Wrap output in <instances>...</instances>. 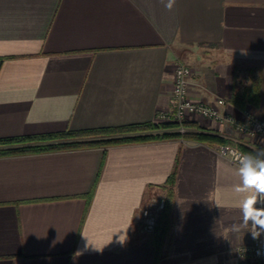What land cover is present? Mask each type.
<instances>
[{"label": "crops", "instance_id": "0c3cea01", "mask_svg": "<svg viewBox=\"0 0 264 264\" xmlns=\"http://www.w3.org/2000/svg\"><path fill=\"white\" fill-rule=\"evenodd\" d=\"M178 61L194 71L193 99L264 121V0H0V140L154 124ZM253 85L256 104L241 98ZM187 126L264 149L235 142L231 125ZM217 147L175 137L0 155V264H153L142 209L175 167L158 264H235L251 240L231 227L247 193Z\"/></svg>", "mask_w": 264, "mask_h": 264}, {"label": "built area", "instance_id": "2783aa9c", "mask_svg": "<svg viewBox=\"0 0 264 264\" xmlns=\"http://www.w3.org/2000/svg\"><path fill=\"white\" fill-rule=\"evenodd\" d=\"M193 77L194 71L191 66L182 61L176 62L168 106L157 112L155 125L174 124L176 132L185 134L193 132L187 126L192 117H199L216 122L219 126L231 125L237 134L234 140L237 143H242L243 138L261 137L264 139V121L251 113L246 112L247 119L240 122L225 111L228 102L224 98H217L211 103L193 99L190 94ZM217 150L220 155L227 157L239 167H241L240 157L250 155L230 144L218 145ZM259 151L255 149L254 154ZM164 207L165 197L162 196L151 198L143 207L140 225V232L143 235L152 236L154 234ZM255 207H264V201ZM250 237L249 243L240 245L233 251L235 264H264V233L258 239H253L251 233Z\"/></svg>", "mask_w": 264, "mask_h": 264}, {"label": "trees", "instance_id": "16d2710c", "mask_svg": "<svg viewBox=\"0 0 264 264\" xmlns=\"http://www.w3.org/2000/svg\"><path fill=\"white\" fill-rule=\"evenodd\" d=\"M259 97V86L253 85L248 88L243 96L245 102L256 104ZM234 99H237L235 96ZM168 127H175L174 124H170ZM162 126V128H164ZM161 128L155 124H133L128 126L113 127V128H98L81 131H66L58 134H48L44 136L35 137H18L7 138L0 140V155L16 154V153H28L39 152L49 150H63V149H79L87 147H108L119 144H126L132 142H143L148 140H155L157 138H175L182 137L185 140L204 142L208 144H231L223 137L218 135L205 133V132H188L180 134L178 132H169L161 136L159 135H132L143 131L155 130ZM53 142L48 145H32V143H46ZM232 145V144H231ZM243 152L247 154H254V152L244 146H238ZM176 169L169 177L164 186L166 190L165 195V207L158 220L157 226L153 235V245L155 247L153 264H158L160 256L162 254V248L165 238L171 231L172 218H173V201L174 191L173 185L175 182Z\"/></svg>", "mask_w": 264, "mask_h": 264}, {"label": "clouds", "instance_id": "9594fccd", "mask_svg": "<svg viewBox=\"0 0 264 264\" xmlns=\"http://www.w3.org/2000/svg\"><path fill=\"white\" fill-rule=\"evenodd\" d=\"M240 164L242 185L238 189L247 193L242 201L245 218L231 227L237 232L247 229L253 239H258L264 233V207H255L257 203L264 201V149H260L256 154L241 156Z\"/></svg>", "mask_w": 264, "mask_h": 264}, {"label": "rangeland", "instance_id": "374dc122", "mask_svg": "<svg viewBox=\"0 0 264 264\" xmlns=\"http://www.w3.org/2000/svg\"><path fill=\"white\" fill-rule=\"evenodd\" d=\"M157 126H160L161 127V128H158V129H163L162 126L164 127V126H171V125L170 124H161V125H157ZM164 128L166 129V127H164ZM167 129H170L172 132H176V126L175 127H168ZM149 131H154V130H149Z\"/></svg>", "mask_w": 264, "mask_h": 264}]
</instances>
